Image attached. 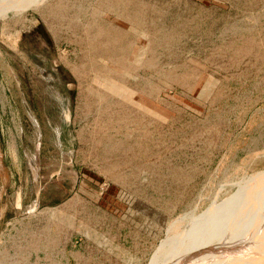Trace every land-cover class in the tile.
<instances>
[{"label":"rangeland","instance_id":"1","mask_svg":"<svg viewBox=\"0 0 264 264\" xmlns=\"http://www.w3.org/2000/svg\"><path fill=\"white\" fill-rule=\"evenodd\" d=\"M44 1L0 17V264H264V0Z\"/></svg>","mask_w":264,"mask_h":264},{"label":"bare ground","instance_id":"2","mask_svg":"<svg viewBox=\"0 0 264 264\" xmlns=\"http://www.w3.org/2000/svg\"><path fill=\"white\" fill-rule=\"evenodd\" d=\"M5 1V0H4ZM3 1V2H4ZM44 0H7V2L5 1L3 3V5H0V17L4 16V14H7L8 11H13V12H20V10L29 8L30 6L32 8H37V6L39 5L40 2H42ZM45 2V1H44ZM43 3V2H42ZM40 6V5H39ZM17 14V13H16ZM3 18V17H2ZM262 234V232H261ZM261 234H259V236H261ZM250 236V235H249ZM258 236V235H257ZM256 236V238H257ZM262 238V237H261ZM256 241V240H255ZM258 241V240H257ZM256 241V242H257ZM261 243V242H260Z\"/></svg>","mask_w":264,"mask_h":264}]
</instances>
